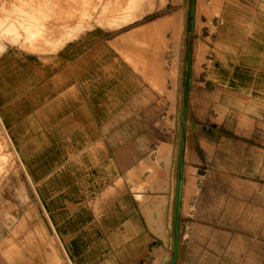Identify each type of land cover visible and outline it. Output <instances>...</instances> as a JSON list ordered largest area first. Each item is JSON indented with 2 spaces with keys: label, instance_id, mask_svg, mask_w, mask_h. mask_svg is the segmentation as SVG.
<instances>
[{
  "label": "crops",
  "instance_id": "obj_1",
  "mask_svg": "<svg viewBox=\"0 0 264 264\" xmlns=\"http://www.w3.org/2000/svg\"><path fill=\"white\" fill-rule=\"evenodd\" d=\"M206 7L200 80L223 120L238 124L235 137L254 141L248 168L264 170V0ZM82 23L73 0H1L0 127L72 264H199L155 257L159 142L174 134L168 70L159 73L158 56L121 49L119 30ZM237 181L239 216L255 204L264 214V180ZM107 189L105 208L95 207Z\"/></svg>",
  "mask_w": 264,
  "mask_h": 264
},
{
  "label": "rangeland",
  "instance_id": "obj_2",
  "mask_svg": "<svg viewBox=\"0 0 264 264\" xmlns=\"http://www.w3.org/2000/svg\"><path fill=\"white\" fill-rule=\"evenodd\" d=\"M73 2L80 8L83 26L119 30L121 49L158 56L159 73L168 70L174 88L175 105L169 114L173 138L159 142L155 257L160 261L182 257L199 264H264L262 208L255 204L254 213L245 210L242 216L237 211V180L262 184L263 165L256 161L255 168H248L247 147L254 141L235 137L238 124L230 116L223 120L214 92L206 89L195 64L199 39L209 33L213 16L206 0ZM18 18L23 19L20 12ZM156 18L159 22L151 24ZM240 189L246 194L247 187ZM111 191L104 190L95 207L104 202L105 208ZM261 194L262 188L255 187V195ZM0 264H72L1 127Z\"/></svg>",
  "mask_w": 264,
  "mask_h": 264
},
{
  "label": "water",
  "instance_id": "obj_3",
  "mask_svg": "<svg viewBox=\"0 0 264 264\" xmlns=\"http://www.w3.org/2000/svg\"><path fill=\"white\" fill-rule=\"evenodd\" d=\"M174 250H175V248H174V246H173V252H174ZM174 259H175V258H172V259H170V260L172 261V260H174Z\"/></svg>",
  "mask_w": 264,
  "mask_h": 264
}]
</instances>
